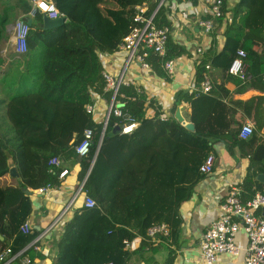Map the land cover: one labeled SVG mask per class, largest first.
Masks as SVG:
<instances>
[{
	"label": "trees",
	"instance_id": "obj_1",
	"mask_svg": "<svg viewBox=\"0 0 264 264\" xmlns=\"http://www.w3.org/2000/svg\"><path fill=\"white\" fill-rule=\"evenodd\" d=\"M52 1L67 20L44 29L40 26L42 17L35 15L27 36V52L0 57V235L3 237L0 250L7 247L10 237L19 231L32 210L33 194L29 190L60 184L61 169L49 163L53 157L78 159L79 178L85 180L83 191L93 197L96 204L91 208L80 205L65 223L52 264H102L106 261L126 264L130 255L126 241L132 242L137 236L149 240L146 236L149 226L166 223L169 235L177 234L181 224L178 209L204 176L199 167L206 156L214 152L216 142L241 146L255 142L242 188L243 194L249 191L251 177L257 172L264 173L263 140L255 130L244 142L238 131L230 128L233 121L227 117L223 102L225 89L221 85H213L207 93H177L173 109L180 101L187 102L194 130L186 129L171 114L162 122L161 132L149 141L142 130L151 101L148 102L145 93L137 94L133 86L121 87V92L131 98L122 100V109L140 122V139L129 145L126 160L118 166H111L101 148L96 152L102 124L86 114L84 107L95 95L109 100L108 93L103 92V65L99 54L111 53L129 32L135 24V6L146 3L145 14L149 16L160 0ZM29 10L26 0H0V42L11 18L24 17ZM204 18L209 16L205 14ZM153 20L158 26L170 27L166 0L156 10ZM224 23L223 18L214 21V32L223 26L225 43L219 53L207 49L196 68V82L201 81L208 62L211 65L224 62L227 70L240 48L245 52V80L264 85V0H238L231 9V18ZM183 53L184 49L173 42L169 34L165 56L151 52L148 62L159 76L167 78L162 62ZM230 77L242 81L237 76ZM16 103L26 104L29 122L25 128L14 119ZM263 103L264 97L258 96L257 130L264 125ZM41 108L46 110L42 114L44 119H48L51 110L71 111V117L77 116L81 130L77 138L85 127L93 128L89 153L86 156L75 153L76 138V143H70L68 126L49 127L43 134L37 125ZM160 113L157 109L154 116L158 118ZM113 122L120 121L110 117L102 144L117 136L107 135ZM8 156L13 159L18 178L8 175ZM255 183L259 185L258 191H262L264 185ZM246 199L248 197L243 201ZM29 253L33 261L35 255L32 250Z\"/></svg>",
	"mask_w": 264,
	"mask_h": 264
},
{
	"label": "crops",
	"instance_id": "obj_2",
	"mask_svg": "<svg viewBox=\"0 0 264 264\" xmlns=\"http://www.w3.org/2000/svg\"><path fill=\"white\" fill-rule=\"evenodd\" d=\"M237 2L238 0H225L226 20L231 18V9ZM204 9L205 6L200 0L195 2L191 0H166V18L170 22V38L184 49V53L176 57L178 63L176 72L172 77L163 78L154 70L150 73H143L137 64L129 66L125 73L127 79L134 81V85L144 90L148 102L151 101L152 103L147 108L146 121L143 122L144 131L142 130V134L148 136L147 141L156 133L161 132L162 122L165 121L154 116L157 109L161 112L160 114L166 113L169 117L178 110L186 122L190 121V107L187 102L180 101L175 109L173 106L175 105L176 94L179 92L186 93L187 87L196 82L195 74L198 64L195 61V50L202 46L206 51L210 48L212 52L219 53L224 46L223 26L216 29L215 32H205L198 26V20L205 19ZM123 58V53H107L103 58L106 69L113 73L119 72L123 65ZM209 71L212 85L216 87L221 85L225 89L223 102L227 107L228 119L233 121L230 128L236 132L241 124L247 121L255 127L256 101L258 96L264 97V85L259 81L245 80L246 78L242 81L233 79L230 76L234 75L227 72L224 62L216 65L210 63ZM93 101L96 108L93 119L98 123L103 117L108 100L95 95ZM40 128H42L43 134H46L47 128ZM255 130L264 144V125L258 130L255 127ZM64 132H67L66 129ZM137 139H140L138 129L131 137L117 135L109 138L103 144L101 141L99 149L101 148L111 166H118L126 160L129 145H134ZM73 141L74 138H70V143ZM255 145V142L247 145L244 143L242 146L228 145L221 141L214 143L215 164L213 171L204 175L197 182L190 197L180 205L178 215L181 224L177 234L174 233L167 237L157 235L155 239L148 238L149 240H142L143 238L140 236L135 237L126 246L130 252L126 264H198L200 261L199 242L202 234L220 216L221 202L231 188L237 187L239 189L243 201L244 197L249 199L254 192L258 191L259 185L255 183L256 181L264 185V176L260 177L261 180L258 177L259 174L264 175V173L257 172L251 177V188L243 194L242 188L249 166V155L254 150ZM61 160L68 172L61 179L59 185L45 194H38L34 190H29L33 194L32 210L25 220L31 224V233L25 235L18 231L10 237L7 245L13 250H17L29 243L40 231L54 223L40 243L42 252H33L35 256L32 264L53 263L58 252L57 243L64 225L72 218L74 211L82 205V197H78L73 205L65 211L74 192L83 180L79 178L80 163L78 159ZM142 241L144 244L141 245ZM237 243L241 246L246 244V237L242 231L237 234ZM219 261L222 264H244L243 253L237 257L220 254ZM16 262V264H20L18 260Z\"/></svg>",
	"mask_w": 264,
	"mask_h": 264
},
{
	"label": "built area",
	"instance_id": "obj_3",
	"mask_svg": "<svg viewBox=\"0 0 264 264\" xmlns=\"http://www.w3.org/2000/svg\"><path fill=\"white\" fill-rule=\"evenodd\" d=\"M30 4V10L27 15L17 18L12 24L13 30V45L14 52L17 55H22L27 52V36L29 34L30 26L27 24V18H32L35 15L41 17L45 15L49 19H55L65 16L60 13L54 5L52 0H26ZM160 0L155 11L151 15L146 16V3L135 6L136 14L134 17L135 24L130 28L129 32L117 44L116 48L111 53H123V65L119 72L113 73L106 69L103 61L107 53L99 54L101 63L103 65L102 77L104 80L103 92L108 93L109 100L103 117L99 120L102 124L100 141L97 144L98 151L103 136L105 134L109 119L111 116L118 118V124L121 128L119 135L132 136L138 129L140 122L134 120L132 116L123 111V101L131 99L121 92L123 86L135 87L137 94L145 93L144 90L134 85V81L126 78V71L129 66L137 64L143 73H150L153 71L148 58L151 52L158 56H165L166 44L170 34V27L163 25L158 26L154 23L153 17L156 10L163 3ZM204 6V12L209 18L199 19L198 26L205 32H212L214 30V21L223 18V25L226 22V3L225 0H200ZM206 49L199 46L195 50L196 64L200 63ZM245 52L238 48L235 56L232 59L227 72L231 75L237 76L244 80L247 73V65L243 63ZM178 58L166 59L161 66L168 77H172L176 72ZM210 63L205 64L203 77L199 83L195 82L188 86L187 93H207L212 88V80L210 76ZM99 96V95H98ZM148 100V99H147ZM85 113L93 116L96 114L95 103L92 101L84 107ZM169 116L162 113L158 116L159 120H167ZM94 120V119H93ZM95 121V120H94ZM96 122V121H95ZM255 127L251 122H244L238 130V136L242 140H248L254 133ZM94 130L91 127H85L82 130V135L75 145V153L78 156H86L89 153L92 144ZM51 165L58 166L61 171L59 178L62 179L67 174L68 169L63 165L59 157H53L50 162ZM215 164V155L209 153L203 160L199 167L202 175H208L213 171ZM84 181L74 192L72 199L68 203L65 211L73 205L78 197H82V206L85 208L94 207L96 202L93 197L83 191ZM55 186L46 184L34 191L38 194H45ZM221 213L218 219L212 222L202 234L199 242L200 261L198 264H222L219 261L220 254L229 256H239L243 253L244 264H264V187L262 191H257L254 195L242 201L240 191L237 187H232L228 195L224 198L220 205ZM51 223L46 229L40 231L34 236L29 243L13 250L10 246L0 250V264H11L19 261L20 264H32V258L29 251L34 253L42 252L41 241L45 238L49 230L53 227ZM19 231L22 234H30L32 231L31 224L25 220L20 226ZM242 231L246 237V244L241 246L237 243V234ZM157 235L167 237L169 235V226L166 223H159L151 225L146 230V236L150 239H155ZM128 242L126 241V246ZM102 264H113L111 261L103 262Z\"/></svg>",
	"mask_w": 264,
	"mask_h": 264
},
{
	"label": "rangeland",
	"instance_id": "obj_4",
	"mask_svg": "<svg viewBox=\"0 0 264 264\" xmlns=\"http://www.w3.org/2000/svg\"><path fill=\"white\" fill-rule=\"evenodd\" d=\"M13 15L11 14V17ZM20 15L15 16L14 18L12 17L10 20V23L6 26V35L4 36V38L2 39V41L0 42V57L6 58L8 57L12 52H14V45H13V30L11 28L12 24L14 23V21L19 18ZM14 109L15 112V121L16 122H21L22 123V127L25 128V124L27 122H29V118L26 115L27 112V108H26V104L23 103H19V104H15L14 105ZM44 112H46V110L44 108H41L39 110V123H37V125H40L38 127H46L47 129H49V127H65L68 126V130H69V134L70 137L76 138L75 141L78 142V140L80 139V137L77 138V134L81 133L80 129L78 128V118L77 116L71 117V114L68 110H65L63 113V111L59 110H51L48 119H44L42 117V114H44ZM41 113V114H40ZM44 119V120H43ZM51 124V125H50ZM40 130L42 128H39ZM80 130V131H79ZM49 135V133L47 134V136Z\"/></svg>",
	"mask_w": 264,
	"mask_h": 264
},
{
	"label": "water",
	"instance_id": "obj_5",
	"mask_svg": "<svg viewBox=\"0 0 264 264\" xmlns=\"http://www.w3.org/2000/svg\"><path fill=\"white\" fill-rule=\"evenodd\" d=\"M66 20H67V17L66 16L58 17V18H55V19H49L45 15H43L42 16V22L40 23V26L43 27L44 29H49V28H53V27H56V26H59V25L63 24ZM26 21H27V24L29 26L32 25V19L31 18H28ZM174 117L186 129H188V130H194L193 123L191 121L186 122L181 117V115H180V113H179L178 110L175 112ZM120 130H121L120 126L118 124H115V125L112 126L111 130H109L107 132V135L108 136L119 135ZM100 138H99V141H100ZM7 164H8V167H9L8 175L11 176V177L18 178V172H17V169L15 167V164H14L13 159H12L11 156H8ZM263 176H264L263 174H259L258 175L259 180H261L260 177H263ZM263 214H264V209H263ZM0 239H2V236L1 235H0Z\"/></svg>",
	"mask_w": 264,
	"mask_h": 264
}]
</instances>
